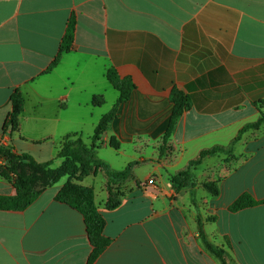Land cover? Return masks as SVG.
<instances>
[{"label":"crops","instance_id":"1","mask_svg":"<svg viewBox=\"0 0 264 264\" xmlns=\"http://www.w3.org/2000/svg\"><path fill=\"white\" fill-rule=\"evenodd\" d=\"M71 19L75 49L50 70ZM111 68L136 88L95 157L112 172L132 165V177L113 211L105 208L104 169L77 182L94 189L112 239L94 264H221L205 249L199 222L229 264H264V204L228 211L246 192L264 201V124L235 141L264 113V0H0V137L16 154L60 168L64 140L76 135L90 146L108 97L118 102ZM17 90L24 112L3 134ZM175 90L190 108L164 146ZM95 96L105 104L93 106ZM215 147L227 151L206 157L192 169L195 186L177 192L171 178ZM67 181L25 211H0V264L88 263L83 216L55 200ZM209 182L218 197L202 187ZM15 193L14 180L0 176V196Z\"/></svg>","mask_w":264,"mask_h":264},{"label":"trees","instance_id":"2","mask_svg":"<svg viewBox=\"0 0 264 264\" xmlns=\"http://www.w3.org/2000/svg\"><path fill=\"white\" fill-rule=\"evenodd\" d=\"M75 30L76 21L71 19L62 40L59 53L50 66V70H53L59 64L64 54L75 49ZM106 78L110 85L119 92L120 97L118 102L100 120L90 146L76 135L69 136L64 140L57 155V159L64 160L60 168H53L54 161L38 163L30 155L16 154L11 147L0 146V176L8 181L14 180V187L16 189L14 196H0V211H25L39 198L47 187L57 184L64 177H68L67 183L58 192L55 200L69 206L83 216L87 236L92 247L87 264H94L111 246L112 239L106 237L104 234L107 221L98 209L94 189L82 186L77 182L81 181L85 175L91 172L95 173L100 168L104 169L108 177L107 191L109 193L105 208L108 211H113L123 203L121 183L126 182L132 177V165H129L122 172H112L95 157L96 151L104 144L102 140L104 134L111 123L118 117L119 107L130 99L136 88L131 78H121L114 68L107 71ZM172 102L174 104V111L168 129L163 137L164 146L167 145L173 136L179 119L190 108L189 98L180 91L175 90L172 93ZM92 104L95 107H101L105 104V98L103 96H95ZM11 105L12 111L5 121L3 134L9 129L12 132L16 130L17 119L24 112L25 98L20 90H17L12 95ZM259 111L261 114L259 120L255 124L248 125L242 129L235 141H240L242 134L246 131L261 128L264 124V113L260 109ZM110 146L116 150L120 148L119 143L116 141H112ZM226 151L227 149L225 148L215 147L201 152L199 158L192 161L187 170L171 178L174 189L178 192L188 186H195L192 169L201 165L206 157ZM202 187L214 197H218L220 194L219 186L215 182L204 183ZM263 204L264 201H258L252 194L246 192L229 206L228 211L230 213H238ZM214 220L211 219L209 222H214ZM199 234L205 249L217 258L221 264H229L226 251L214 247L207 241L200 222Z\"/></svg>","mask_w":264,"mask_h":264},{"label":"rangeland","instance_id":"3","mask_svg":"<svg viewBox=\"0 0 264 264\" xmlns=\"http://www.w3.org/2000/svg\"><path fill=\"white\" fill-rule=\"evenodd\" d=\"M115 101H116L115 97L114 98L113 97H110V96L108 97V100L106 102V105H104L103 110H102L103 111V114H108L113 109V106L115 104Z\"/></svg>","mask_w":264,"mask_h":264},{"label":"built area","instance_id":"4","mask_svg":"<svg viewBox=\"0 0 264 264\" xmlns=\"http://www.w3.org/2000/svg\"><path fill=\"white\" fill-rule=\"evenodd\" d=\"M0 146L9 147L8 141L4 138V136L0 137ZM147 185L150 187H155L156 186L155 180L154 179L147 180Z\"/></svg>","mask_w":264,"mask_h":264}]
</instances>
